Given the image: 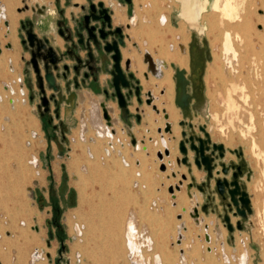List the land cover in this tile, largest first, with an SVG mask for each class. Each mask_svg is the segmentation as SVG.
I'll return each instance as SVG.
<instances>
[{"label": "rangeland", "instance_id": "obj_1", "mask_svg": "<svg viewBox=\"0 0 264 264\" xmlns=\"http://www.w3.org/2000/svg\"><path fill=\"white\" fill-rule=\"evenodd\" d=\"M44 1L14 0L16 4L9 8L5 0H0V233H4L5 229L9 232L4 235L8 244H12L9 263L35 264L33 255L38 253L39 259L46 261L43 264H141L132 258L133 252L126 245L127 228L129 223H133L137 229L140 255L144 254L147 264H156L154 252L162 254L163 264H264V82L255 84L251 81L254 72L249 65L252 53L248 43L251 39L256 41L253 32L262 31L263 22L243 28L240 34L244 33V36L241 38L234 27L241 20L223 17L220 10L213 6L215 0H208V7L195 22L178 15L180 5L176 0H133L132 7L124 1L118 0L120 5L116 3L121 19L114 22L127 24V28L125 24H116L123 26L126 32L122 54L130 61V66H135L131 69L141 82L144 100L142 118L150 111L157 117L161 113L145 103L143 91H151L154 99L155 89L160 90V81L168 71L167 51L174 48L167 45V49L153 52L149 48V34L156 40L165 38L171 42L175 39L180 43L179 31L183 24L191 42L195 41L193 45L198 47L199 43L205 51L204 62L199 64L203 68L202 93H198V98L193 97L189 107H178L181 116L178 122L180 140L183 139V130L206 138L205 132L199 128L203 125L210 135L211 149L214 144L224 146L222 157L215 150L216 168L211 179H208L207 173H202L204 169L198 171L194 163L195 153L189 150L188 159L196 174V184L207 188L208 208L214 213L208 219L200 207L203 220L197 223L191 213H194L197 203L202 202V197L197 186L192 191L198 195V201L194 202L186 194H189L186 185L191 182L188 167L180 166L177 159L174 160L177 172H180L178 181L172 177L167 160L163 161L166 171L161 170L162 161L157 156L159 152L164 154V147L167 146L165 132L158 129L163 130L165 123L152 129V132L144 128L142 121L138 134L142 130L145 134L136 137L137 148L131 144L123 121L115 114V104H109L115 106L110 109L114 112L111 113L112 126L109 127L103 118L102 100L89 98L88 103L79 108L81 114L73 131L63 135L56 127L51 103L50 110L45 111L38 108V94L34 102L30 101V89L24 84L26 75L23 71L28 52L22 45L21 36L25 34L22 22L32 18L23 14L26 11L34 13L32 10L36 9V4H45ZM205 1L201 0L202 3ZM237 1L239 14H248L249 18L264 15V7H254L253 0ZM219 2L223 7L227 0ZM9 9L12 15L7 16ZM227 35L237 51V59L225 54ZM11 42L16 48L15 53L10 50ZM61 52L65 53L66 49ZM137 53L143 57L142 64L133 63ZM216 54L219 56L217 61ZM192 55L195 58L194 47ZM151 58L155 61L154 67L164 71L161 76L149 67ZM67 59L72 60L66 56L64 61ZM198 69L196 67L194 72V85L199 88L202 76H199ZM145 72L148 79L144 76ZM238 82L243 90L234 89L233 85ZM230 95L239 108L228 106ZM80 101L83 102L84 98ZM154 104L157 105L155 101ZM137 106L140 105L134 97L130 107L136 110ZM49 119L53 126L49 124ZM181 121H184L183 124H180ZM112 129L115 134H112ZM176 139L174 136L173 140ZM179 142L177 150L181 158ZM223 165L242 166L240 182L247 190V182L250 181L248 188L253 196L254 214L246 220L247 230L234 233L236 248L228 243L230 235L222 219L224 206L214 189L215 179L221 178ZM181 174H185L187 180H183L181 192L175 197L172 194L179 191L175 187L182 180ZM172 187L173 193L170 191ZM230 216L233 224L240 219V216ZM86 219L93 222L94 241L87 242L83 234L85 231L78 225L81 222L84 224ZM179 223L186 225V230L183 228L186 237L181 241L176 239ZM23 228L29 237L39 235V238L20 249V245L16 246V238ZM51 231L53 238L49 235ZM147 236H153V249L147 244ZM211 242L213 250L220 251V254L208 251ZM239 247L243 250L241 254H237ZM225 248L230 249L231 260L225 258Z\"/></svg>", "mask_w": 264, "mask_h": 264}, {"label": "water", "instance_id": "obj_2", "mask_svg": "<svg viewBox=\"0 0 264 264\" xmlns=\"http://www.w3.org/2000/svg\"><path fill=\"white\" fill-rule=\"evenodd\" d=\"M88 0L87 5H81L82 13L79 15H72L71 25L69 20H62L59 22L58 26L60 28V34L67 43L66 52H61L60 48L56 49L50 39L47 36L42 38L34 32L35 23H38L36 17L32 19H27L25 22H22V28L25 30V34L21 36L22 45L25 50L30 52V59L27 62V66L30 67L29 71H33L35 75V84L38 89L37 93L34 92V84L30 82V79L25 78L27 87L30 89V101L33 102L35 95L38 94L40 98V103L38 108H44L45 111L50 110L51 101L54 102L56 106L55 115L57 118L60 117V106L61 104L56 99V92L61 90V85L58 82L59 80H64L66 82V87L69 88L72 80H69L71 74V68L74 69L76 75H80L81 68H86L89 73H86V78L93 77V82L98 83L100 73L102 71L108 73L110 78L107 79L108 88H104V93L107 97H111L115 100L121 110V117L125 122H128L129 119L133 116L130 112L129 106L133 103L134 97H136L137 102L140 106L136 107V120L138 122L142 121L141 116V106L144 103L142 98V87L140 85V80L135 76L133 72L130 71V61L126 60L125 66L122 64V53L120 52L119 44H124L123 36H120V39L112 38L109 40L111 35L110 31V19L112 15V10L104 6V2H99L95 4ZM128 4L132 3V0H125ZM46 9V6L42 9L39 8L37 11L38 14H43ZM111 14V15H110ZM39 26L44 27L49 25V22L42 20L38 23ZM46 28V27H44ZM77 38V42H75ZM195 41L190 44L192 48ZM197 42V41H196ZM85 50L87 58L84 59L80 51ZM186 49L182 52L185 54ZM66 56H69L72 60L75 58L76 67H71L69 64L64 63ZM63 63V64H61ZM175 70L174 80L176 82V96H175V105L182 109L190 106V102L193 97H197V94L192 93V96L189 99L188 103H185L184 106H180L178 99L181 97L183 91V85L190 86L191 84V75L187 76L185 69H180L176 64H172ZM79 67V68H77ZM204 67V66H203ZM27 70V73L29 72ZM181 71L186 78V81H182L178 78V72ZM203 71V68H202ZM91 75V76H90ZM145 77L148 79V73L145 72ZM78 86V83L76 84ZM46 87L52 89L55 93L50 96L47 95ZM111 90V92H109ZM191 91V88L189 89ZM164 93V91L162 92ZM151 92H148L146 95L145 103L149 106H152L158 114L160 113L159 108L154 104V99H152ZM198 98V97H197ZM101 107L103 110V117L112 124L110 107L105 102H101ZM106 105V106H104ZM164 113V118L168 120L169 114L165 109L162 110ZM184 121H181L180 124H183ZM62 126L61 133L66 135L68 128L64 122H60V127ZM203 132H205V137L202 138L195 134H188L185 130L182 131L183 139L179 142V150L183 157L177 158L179 165H186L188 167L191 182L186 186L189 188V191L197 186L201 193H206L208 195L207 188L202 187L201 185L196 184V178L193 175L192 163L188 159L189 150L195 153L194 163L199 170L204 169L207 173L208 179L213 178L214 170L216 168L215 164V150H218L219 155L222 157L224 155V146L214 144L211 149L210 146V135L205 130V126L201 125L199 127ZM159 132L164 131L165 133H172V124L170 122H165V127L159 128ZM128 135L132 138V144L136 145V137L127 132ZM165 156L170 155V150L165 148ZM164 154L162 152L158 153V157L161 161L164 160ZM238 169L240 171L239 176L233 175L231 179H228V176L231 174V170ZM161 170L166 171V164H161ZM220 174V171H217ZM223 177L215 179V192L220 198L221 204L224 206V214L222 215L224 226L228 229L230 237L228 238V243L234 245V233L235 231H245L247 230L246 220L253 213L251 207L250 196L246 189L242 187L240 178L243 176L242 166H232L228 167L227 165L222 166ZM180 172H172V176L177 177ZM182 180L179 181V184L176 185L177 190H181L183 186V180H187L185 174H181ZM171 192H174L172 187ZM189 196H193L191 193ZM205 213L209 212L208 202L204 205H197L193 208L194 213H191V216L200 221V211L199 208ZM230 214L238 217L235 225L232 223V218ZM50 237L53 238L54 235L52 231L49 233ZM208 238V237H207ZM50 257V255H48Z\"/></svg>", "mask_w": 264, "mask_h": 264}, {"label": "bare ground", "instance_id": "obj_3", "mask_svg": "<svg viewBox=\"0 0 264 264\" xmlns=\"http://www.w3.org/2000/svg\"><path fill=\"white\" fill-rule=\"evenodd\" d=\"M34 1V0H33ZM50 1V0H48ZM104 3L106 5H112V7H114L115 11V15L113 17V19L115 21H119L120 15L118 16V12L119 10L117 9V5L116 2H113L112 0H103ZM178 1V6L180 5V9H179V13L178 15L182 18L185 19L187 21H191V22H195L197 21V17L200 13L204 12V10L208 7L207 6V2L208 0H206L204 3L201 2V0H176ZM5 2L7 3L8 7L10 8L12 5L14 6L16 3L14 2V0H5ZM23 2V1H22ZM107 2V3H106ZM133 2V0H132ZM15 3V4H14ZM245 3V2H243ZM119 4V3H118ZM122 4V3H121ZM250 4V3H249ZM252 4L254 5V7H258V6H263L264 7V0H253ZM120 5V4H119ZM144 5V4H143ZM175 6V5H174ZM213 6L220 10V13L223 17L228 18V19H232V18H238L241 21L237 22L236 24H234V27L237 30V34L238 37L240 36L241 38H243V34H240L243 28H250L252 27V24L255 22H263L264 24V15L263 16H255L253 18H249L248 14H244L241 15L238 13L239 10V1L237 0H227V2L224 3L223 7H220V2L219 0H215ZM249 6V5H248ZM109 7V6H108ZM212 8V7H211ZM210 8V10H211ZM14 9V8H13ZM172 10V9H171ZM257 10V9H256ZM260 11V10H259ZM258 11V12H259ZM249 13V12H248ZM12 15V10L9 9L7 10V16ZM129 16V15H128ZM132 19V18H131ZM200 19V16H199ZM131 21V20H130ZM192 25V24H191ZM195 25V23H194ZM197 25V24H196ZM199 25V23H198ZM180 43L179 41H175V39H173L174 41H167L165 38L164 39H153L154 36H151V40H150V44H149V48L153 51V52H157L160 50H165L167 49V45L168 48H170V45H173V49L168 50L167 51V55H168V62L169 64L166 65L167 66V74L166 76L160 81V90L159 88L155 89V93H154V101L157 103V106L159 107V110L161 111V113L157 116H155L151 111L147 113V115H144L142 119L143 121V125L144 128L146 127L147 129H150L152 131L155 130L157 127H161L160 124H163L165 122H170L173 125L172 128V133H164V140L166 141L165 145L167 146V149L170 150V155L166 156V158L163 160H167V167L171 168L172 171L177 172V164H175V159L176 156L179 157V153L177 150L178 147V142L180 140V129L178 128V122L181 119V116L179 114V109L178 107L175 105V96H176V82L174 80V75H175V70L174 67L172 66V64H176L177 67H179L180 69H186L188 72H190V65H191V60H192V53H191V48L189 46V52L186 51V53L184 54L182 51L184 49H188V44L191 42L190 40V35L186 32L185 26L183 24L180 25ZM193 29V28H192ZM261 29V28H260ZM190 30V29H189ZM199 30V29H198ZM203 31V29H200ZM256 30V29H255ZM249 31V29H248ZM197 32V31H196ZM248 33V32H247ZM254 33V38L256 39L255 42H253V40L251 39L248 43L250 45L251 48V53H252V58L250 59V68L252 67L253 70V77L251 78L252 83L258 84L260 82H264V26H263V30L262 31H255ZM203 34V33H202ZM58 35V34H57ZM59 36V35H58ZM63 40V38H62ZM168 42V44H167ZM192 43V42H191ZM225 54L227 56H233L234 58L237 59V51L234 49L233 44L231 42V39L229 38V35L226 36V41H225ZM136 57V59L133 61V63H143V57L141 56V53H137L134 58ZM219 59L218 54H216V58L215 61H217ZM202 60V59H201ZM203 62V60H202ZM202 62L198 63L201 64ZM216 63V62H215ZM155 61L151 58L149 60V67H152L155 74L156 75H162V73L164 72L161 68L159 67H154ZM192 66V65H191ZM201 66V65H200ZM215 66V65H214ZM134 65H131V68H134ZM239 67V66H238ZM201 67L199 72L201 73ZM247 72V71H246ZM178 78L182 81H186V78H188L187 76H185L181 71L178 72ZM105 79V78H104ZM191 81V79H190ZM204 81H206V77L204 78ZM141 83V82H140ZM223 83V82H222ZM193 84V83H192ZM225 84V83H224ZM157 85V84H156ZM202 84L199 87V92L202 93ZM231 87V86H230ZM235 90H243V86H241L240 82L235 83L233 85ZM191 87L188 85H183V91L181 94V97L178 99V103L180 104V106H184L185 103L189 102L190 97L192 96L191 91L189 90ZM193 90V89H192ZM161 91L164 93L161 94ZM199 96V95H198ZM245 100V99H244ZM11 102V100H10ZM92 106L94 104V102H91ZM115 104V103H114ZM228 106L230 108H239L236 101L234 100V98L230 95L228 97ZM109 109H111V107H115L114 105H109ZM177 107V108H176ZM132 109V107H130ZM134 109V108H133ZM163 109H165L167 111V113L169 114V118L168 120H166L164 118V113H163ZM218 116V115H217ZM7 118V117H6ZM218 119V118H217ZM252 119V118H251ZM250 120V119H249ZM251 123V122H250ZM9 124V123H8ZM165 127V126H164ZM153 132V131H152ZM164 132V131H163ZM241 133V132H240ZM145 134V131L142 130V132H140L138 134V136H142ZM153 134V133H152ZM161 134V133H160ZM18 135V134H17ZM174 136L177 138L175 141L173 140ZM253 141V140H252ZM158 143L160 142V140L157 141ZM141 143V142H140ZM147 145L149 146L150 143H148V140H146ZM161 143V142H160ZM27 144V143H26ZM155 144V143H154ZM253 144V142H252ZM138 145V144H137ZM157 145V144H156ZM137 147V146H136ZM139 147V146H138ZM137 147V148H138ZM90 148V147H89ZM166 148V147H164ZM88 149V148H87ZM147 152V151H146ZM145 152V153H146ZM91 155V154H90ZM256 156V155H255ZM110 157V156H109ZM158 157V156H157ZM193 157V156H192ZM3 158V157H2ZM111 158V157H110ZM191 158V157H190ZM93 159V158H92ZM175 160V161H174ZM111 161V160H110ZM85 165V164H84ZM5 166V165H4ZM18 166V165H17ZM86 166V165H85ZM17 168V167H16ZM120 170V169H118ZM18 171V170H17ZM84 171V170H83ZM113 171V170H112ZM126 172V171H125ZM18 173V172H17ZM113 173V172H112ZM121 174V173H120ZM138 174V172H137ZM205 174V173H204ZM119 175V174H118ZM132 176V175H131ZM179 174L177 175V177H175V179L179 178ZM202 176V175H201ZM158 177V176H157ZM173 177V176H172ZM132 179V178H131ZM130 179V180H131ZM253 179V178H252ZM115 185V184H114ZM116 186V185H115ZM162 186V185H161ZM3 187V186H2ZM127 187V186H126ZM135 187V186H134ZM148 188V187H147ZM151 188V187H149ZM115 189V188H114ZM78 190V189H77ZM156 190V189H155ZM115 191V190H114ZM158 191V190H157ZM181 190H179L178 192H174L175 197L177 196L178 193H180ZM7 193V192H6ZM77 193V192H76ZM147 193V192H146ZM173 193V192H172ZM189 193H191L193 196H189L188 193L186 192V194L189 196V198H191L194 202L199 200L198 195L193 192L191 190V192L189 191ZM97 194V193H96ZM115 194V193H114ZM112 195V193H111ZM136 196V194H134ZM156 196V195H155ZM97 198V197H96ZM158 198V197H157ZM115 199V197H114ZM108 201V200H107ZM163 201V200H162ZM116 202V201H115ZM174 202V201H173ZM99 203V202H98ZM123 204V202H122ZM191 204V202H190ZM111 206V205H110ZM173 206V205H171ZM161 207V206H160ZM162 208V207H161ZM160 208V209H161ZM169 209V208H168ZM182 209V208H181ZM134 211V210H133ZM187 211V210H185ZM148 212V211H147ZM193 212V211H192ZM8 214V213H7ZM156 214V213H154ZM159 214V213H158ZM1 216V215H0ZM93 216V215H92ZM99 218V217H98ZM182 218V217H181ZM180 220V218H177ZM184 220V219H183ZM200 220V219H199ZM202 220V219H201ZM185 222V221H184ZM194 222V221H193ZM201 221H197V223H200ZM6 223V222H5ZM2 223V224H5ZM23 223V222H22ZM21 223V224H22ZM183 223V222H182ZM182 223L177 224V231H176V239L178 240H182L183 238H185V234L184 231L186 230V225H182ZM212 223V222H211ZM250 224V223H249ZM8 225V223H7ZM24 225V223H23ZM79 226L81 225V230L83 229V234L87 240V242H90V240L94 241L95 239V228L93 226V222L92 220H88L86 219L84 224L81 222L80 224H78ZM220 225V223H219ZM82 226H84L82 228ZM221 226V225H220ZM223 227V226H222ZM253 227V226H251ZM185 230H184V229ZM218 228V227H217ZM205 229V228H204ZM221 229V228H220ZM7 229L4 230V233H0V264H10V246L12 245L11 243L8 244V241L6 238H4L5 234H8L9 232H6ZM215 230V229H214ZM136 227L133 223H129L128 228H127V246L129 251L131 250L133 252V259L135 258V260L140 261L141 264H147L146 263V259L144 257V254L140 255L141 253L139 252V243L136 241L137 240V235H136ZM224 231V229H223ZM190 232V231H189ZM198 232V231H197ZM36 233V232H35ZM38 234H40L39 232H37ZM108 233V232H107ZM216 233V232H215ZM220 233V231H219ZM121 234V233H120ZM35 235V234H34ZM15 236V235H14ZM39 235H36L35 237L31 238L29 237L28 233L26 232V229H20L19 230V234L17 235L16 238V246L20 245V249H22V247L28 245L29 242L31 241H38V237ZM111 236V235H110ZM115 236V235H114ZM75 237V236H74ZM153 236H147L146 241L147 244L149 245L150 249H153ZM199 237V236H198ZM167 238V237H166ZM196 238V237H195ZM11 239V238H10ZM246 239V238H245ZM216 240V239H215ZM206 241V240H205ZM180 243V242H179ZM217 243V242H216ZM6 244H8V246H6ZM177 244V243H176ZM172 246V245H171ZM188 247V246H187ZM208 251L210 253H217L220 254V251H214L213 250V244L212 242L210 244H208ZM25 248V247H24ZM36 248V247H35ZM43 248V247H42ZM41 248V249H42ZM203 248V247H202ZM236 248V247H235ZM225 254L227 256H225L226 259H230V249L225 248ZM192 250V249H191ZM37 251V250H36ZM100 251V250H99ZM183 251V250H182ZM233 251V250H232ZM242 249L237 248V254H241L242 253ZM130 253V252H129ZM192 253V252H191ZM172 254V253H171ZM174 254V253H173ZM176 254V253H175ZM204 254V253H203ZM46 255V254H45ZM181 255V254H180ZM116 256V255H115ZM140 256V257H139ZM224 255H222L223 257ZM243 256V255H242ZM241 256V257H242ZM118 257V256H117ZM207 257V256H206ZM34 258V263L35 264H43L46 263V261H41L38 257V253H35L33 255ZM119 258V257H118ZM150 258V257H149ZM153 259L155 261L156 264H163V258H162V254L158 253V252H154L153 255ZM152 259V260H153ZM243 259V258H242ZM94 262H96V259H93ZM202 260V259H201ZM99 261V260H98ZM145 261V262H144ZM43 262V263H42ZM243 262H241L242 264ZM247 263V262H246Z\"/></svg>", "mask_w": 264, "mask_h": 264}, {"label": "crops", "instance_id": "obj_4", "mask_svg": "<svg viewBox=\"0 0 264 264\" xmlns=\"http://www.w3.org/2000/svg\"><path fill=\"white\" fill-rule=\"evenodd\" d=\"M99 1L100 0H93V2H95V3H98ZM112 1L116 2V3L119 2L118 0H112ZM44 3L45 4H42V3L36 4V9L33 8L34 10H32V11H34V13L26 11L23 15L24 16L28 15L31 18H33L35 16L36 20L38 21V23L41 22L42 20H45L46 22H49V25H48L47 28L39 26L38 23H35L34 32H36L37 35L39 37H41V38L43 36H47L50 39V42L52 43V45L59 47L61 51L65 50V49L67 50L66 46H67V44H69V46H70V43H66V41L64 40V38L60 34V28H59L58 24L62 20H69L70 21L72 15H76L77 16L80 13H82L81 5H87L88 4V0H51V1H47L46 0V1H44ZM119 4H120V2H119ZM132 4H133V2L131 4H128V6L132 7ZM45 6H46V9H45L44 12H42L43 14H41V13L38 14L37 11L39 10V8L42 9ZM105 6L108 7V5H106V4H105ZM108 8H110L113 11V17H114L116 10L114 9V7L112 8V6H109ZM117 9H118V6H117ZM70 23L73 26V22L70 21ZM120 23L123 24V25L125 24L124 25L125 27L127 25L126 22H117V23L114 22V25L120 24ZM62 38H63V40H62ZM75 42H77V38H75ZM190 44H191V42L188 44V49H187L188 52H189ZM11 45H12V48L10 50H14V53H15L16 52V48H15V46H14V44L12 42H11ZM198 47H199V54H203L204 55L203 58H204L205 55H206V54H204L205 51L202 50L201 45L199 43H198ZM122 50H123V47H122ZM80 54H81V56L84 57L85 54H86V51L85 50H81ZM29 58H30V53L28 52V56H27L26 60H25V56H24V60L26 61V64H27ZM125 59L126 58L123 57V62H122L123 66H124V63L127 60V59L126 60ZM64 63H67V64L71 65V67H73L72 65L75 63V61L67 59V60L64 61ZM61 64H63V63H61ZM29 68L30 67H28L26 65V67L24 68L23 71H24V74L26 75V78L30 79V82H32V84H34V92L37 93L38 89H37L36 84H35V75H34L33 71H29ZM27 70L29 71L28 73H27ZM191 70H193V67L190 65V72H188L186 70V72H187L186 75L187 76H190ZM130 71L133 72L131 68H130ZM133 73L136 76V73L135 72H133ZM83 74H84L83 70H81L80 75L77 76V75H75V72L73 71V68H71V74L69 76V80H72V84L70 85L69 88H67L65 86L66 82L64 80H62V79L58 81L60 83V85H61V90L59 92L55 93L52 89H49L48 87H46L47 95L50 96L51 94L55 93L56 94V99L61 104L60 117L57 118L56 115H55V118H56L55 122L57 123L56 127L59 128L58 124L60 125V122H64L66 127L68 128V132H69V130L72 132L73 129H74L73 127L76 126L77 119H79V115L81 114V111H79V108L80 107L82 108V106L85 103H88L87 100L89 98H93L94 100H98V99H99V101L102 100L101 102H105L108 105L115 103L116 108H117V111L115 112V114L118 115L120 117V119L123 121L127 132H130L135 137H138L137 134H138V131L140 129L139 127L141 126L142 121L138 122L136 120V117H135V114H136L135 111L136 110H132L130 108L131 105L129 106L130 112L133 114V116L129 119L128 122H125L122 119V117H121V110H120L117 102L115 100H113L111 97H107L106 94L104 93V88H108L107 79L110 78V75L108 73L102 71L100 73L99 82L98 83H94L93 82V77H89L88 79H86V78H83ZM77 83H78V86L76 85ZM109 92H111V90H109ZM148 92H151V91H146V92L143 91V95H145L144 96L145 99H146V95H147ZM161 94H163L162 91H161ZM82 97L84 98L83 102L80 101ZM34 99H36V98H34ZM55 107L56 106H55L54 102L51 101V108H52L53 111H55ZM84 111H85V108H84ZM84 111H83V113H84ZM49 124L52 125V120L51 119H49ZM183 166L187 168L186 165H183ZM198 171L201 172L200 170H198ZM249 172H250V170L248 171V176H249ZM202 173L206 174L205 171H203ZM193 175L196 177V174L194 172H193ZM220 177H223V173L220 174ZM247 178H249V177H247ZM228 179H231V176H229ZM249 183H250V181L248 180V182H247V192H248V194L250 196V200H251V207H252V210H253L252 214H254V206H253V201H252L253 200L252 199L253 196H252V194H250V191H249V188H248V184ZM214 185H215V182H214ZM200 197H202V202H200V205H202V204L205 205L207 203L208 195L206 193L203 194V193L200 192ZM218 200H219V197H218ZM205 215L209 219V218H211L210 216H214V213L212 211H209L208 213H205ZM200 219L203 220L201 213H200ZM237 220L235 221V223L237 222Z\"/></svg>", "mask_w": 264, "mask_h": 264}, {"label": "flooded vegetation", "instance_id": "obj_5", "mask_svg": "<svg viewBox=\"0 0 264 264\" xmlns=\"http://www.w3.org/2000/svg\"><path fill=\"white\" fill-rule=\"evenodd\" d=\"M119 1H124V4H128L125 0H119ZM91 2H93V0L91 1ZM99 2H104L103 0H100ZM98 2V3H99ZM95 3V2H94ZM98 3H95V4H98ZM104 6H105V3H104ZM111 15V14H110ZM110 23H111V25H110V28L108 29L109 31H110V33H111V35H110V37H109V40L111 41L112 40V38H116L117 40H119L120 39V36L121 35H124L125 34V31H124V27L123 26H120V25H114V19H113V14L111 15V19H110ZM124 37H125V35L123 36V39H124ZM126 45V43H125V39H124V44H119V48H120V52L122 53V46H125ZM195 49H196V55H195V58L193 57V55H192V60H191V65H192V67H193V70H191V92L192 93H194V94H197V95H199V94H201L200 92H199V88L198 87H195V85H194V82H195V79H194V72H195V70H196V67L197 68H199L198 70H200V67L201 66H197V64L199 63V62H202V60H203V62H204V58H203V54H199V47H196V45L195 46H193ZM193 47L191 48V53H192V49H193ZM29 52V51H28ZM30 53V52H29ZM83 57V56H82ZM84 59H86L87 58V56H86V54H85V56L83 57ZM30 59V58H29ZM202 59V60H201ZM73 60L75 61V63L72 65V66H74V67H76L77 65V63H76V60H75V58H73ZM122 62H123V54H122ZM65 64H67V63H65ZM196 65V66H195ZM77 68H79V67H77ZM80 70H83V78H86L85 76H86V73L88 72L89 73V71L86 69V68H81ZM202 70V69H201ZM73 71H74V69H73ZM75 72V71H74ZM198 73H199V76L201 75L202 76V81H200V85L201 84H203V75H202V73H203V71H201V73L198 71ZM75 75H76V73H75ZM91 76V75H90ZM92 77V76H91ZM89 78V77H88ZM88 78H86V79H88ZM193 83V84H192ZM71 84H72V82H71ZM200 87V86H199ZM193 89V90H192ZM199 93V94H198ZM60 110H61V108H60ZM59 129H60V131H62V126L60 127V125H59ZM231 178L233 177V175H237V176H239V174H240V171L238 170V169H236V170H231Z\"/></svg>", "mask_w": 264, "mask_h": 264}, {"label": "built area", "instance_id": "obj_6", "mask_svg": "<svg viewBox=\"0 0 264 264\" xmlns=\"http://www.w3.org/2000/svg\"><path fill=\"white\" fill-rule=\"evenodd\" d=\"M24 84L26 85V82H25V78H24ZM22 86H24L23 84H22ZM27 86V85H26ZM29 98H30V94H29ZM112 115V114H111ZM104 118V117H103ZM105 119V118H104ZM106 120V119H105ZM107 123H108V121H107ZM108 126L109 127H111L112 126V124L110 125L109 123H108ZM116 133V131L115 130H113L112 129V134H115ZM128 134V133H127ZM130 142H131V144H132V138L130 137ZM137 144V143H136ZM133 146H136V145H134V144H132ZM162 163H165V162H163L162 161ZM172 172H174V171H172ZM243 232V231H242ZM208 238H207V240H210L209 239V236H207ZM231 246H233V247H235L236 246V244L234 243V245H231ZM209 249V248H208ZM210 250V249H209ZM50 259H51V256L49 257ZM52 260V259H51Z\"/></svg>", "mask_w": 264, "mask_h": 264}]
</instances>
